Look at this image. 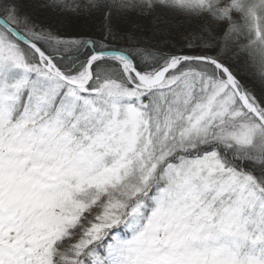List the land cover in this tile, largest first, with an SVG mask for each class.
<instances>
[{"label": "snow or ice", "instance_id": "obj_1", "mask_svg": "<svg viewBox=\"0 0 264 264\" xmlns=\"http://www.w3.org/2000/svg\"><path fill=\"white\" fill-rule=\"evenodd\" d=\"M0 264H264V0H0Z\"/></svg>", "mask_w": 264, "mask_h": 264}]
</instances>
